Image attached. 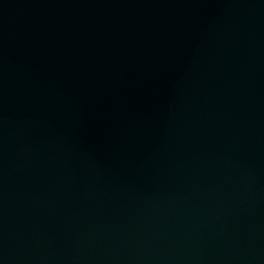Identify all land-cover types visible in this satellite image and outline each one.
<instances>
[{"label":"water","instance_id":"water-1","mask_svg":"<svg viewBox=\"0 0 264 264\" xmlns=\"http://www.w3.org/2000/svg\"><path fill=\"white\" fill-rule=\"evenodd\" d=\"M0 264H264V0H0Z\"/></svg>","mask_w":264,"mask_h":264}]
</instances>
